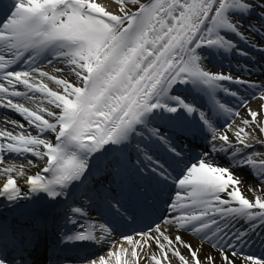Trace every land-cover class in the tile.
I'll use <instances>...</instances> for the list:
<instances>
[{
    "label": "snow or ice",
    "instance_id": "snow-or-ice-1",
    "mask_svg": "<svg viewBox=\"0 0 264 264\" xmlns=\"http://www.w3.org/2000/svg\"><path fill=\"white\" fill-rule=\"evenodd\" d=\"M0 9V199L20 209L0 264H32L49 229L48 264L84 243L108 249L80 264H264L245 251L264 229V0Z\"/></svg>",
    "mask_w": 264,
    "mask_h": 264
},
{
    "label": "bare ground",
    "instance_id": "bare-ground-1",
    "mask_svg": "<svg viewBox=\"0 0 264 264\" xmlns=\"http://www.w3.org/2000/svg\"><path fill=\"white\" fill-rule=\"evenodd\" d=\"M98 2L109 3V0H98ZM212 65L216 66L213 69V71H218L221 68H224L226 70L227 67H228V65H224V64H220V63H216V64L212 63ZM45 70L46 71H51V68H45ZM50 86H52V85H50ZM178 92H180L181 94L186 96L189 101H193L194 103H196L197 105H200L201 107H204V106L207 105V99L206 98H202L200 95H198L196 92H194L193 90H191L189 88H181ZM252 106H253V108L256 107L255 101H252ZM221 123H223L222 119H221ZM17 162H19V161H17ZM36 171H39V169L38 168L31 169V170H29L28 174H34ZM45 175H47V174H45ZM241 175H245L246 176V180H245V183L243 185V194L248 195L249 197H251V193H249L247 191V188H248L249 184H256V181H254L251 176L247 175L246 171L244 173H241ZM19 183H20V186L22 188H25V185H24V182H23L22 179L19 180ZM25 190H26V188H25ZM43 203L46 205L45 201H43ZM259 230L260 229H258L257 231H258V233H260V235L257 237L256 242L254 243V245H256V246L257 245L261 246L260 240L264 239V229H261L260 231ZM184 239L186 241L191 242L193 245H197L198 244V241L191 234H184ZM115 242L117 243L118 241H115ZM97 246H99V245H97ZM207 248H208V245H205V250H207ZM245 251L246 252H251V253H253V254L257 255V256L262 255L259 250H256V251L253 252L252 250L249 249V247L245 248ZM105 252H106V250L104 252H102V253L95 252L96 253L95 257H98L99 255H103Z\"/></svg>",
    "mask_w": 264,
    "mask_h": 264
}]
</instances>
